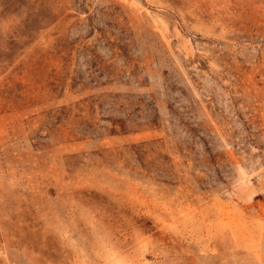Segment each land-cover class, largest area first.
Masks as SVG:
<instances>
[{
	"label": "rangeland",
	"instance_id": "1",
	"mask_svg": "<svg viewBox=\"0 0 264 264\" xmlns=\"http://www.w3.org/2000/svg\"><path fill=\"white\" fill-rule=\"evenodd\" d=\"M0 264H264V0H0Z\"/></svg>",
	"mask_w": 264,
	"mask_h": 264
}]
</instances>
